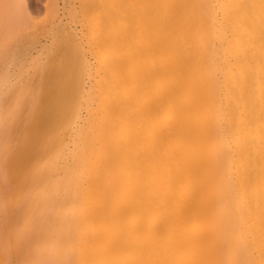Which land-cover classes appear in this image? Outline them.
I'll return each mask as SVG.
<instances>
[{
	"label": "bare ground",
	"instance_id": "obj_1",
	"mask_svg": "<svg viewBox=\"0 0 264 264\" xmlns=\"http://www.w3.org/2000/svg\"><path fill=\"white\" fill-rule=\"evenodd\" d=\"M72 4L0 22V264H264V0Z\"/></svg>",
	"mask_w": 264,
	"mask_h": 264
},
{
	"label": "rangeland",
	"instance_id": "obj_2",
	"mask_svg": "<svg viewBox=\"0 0 264 264\" xmlns=\"http://www.w3.org/2000/svg\"><path fill=\"white\" fill-rule=\"evenodd\" d=\"M69 1L73 3V7L68 12L65 11L64 17L78 25L80 15L75 10L78 6L77 0H0V22L10 20L12 26L13 24L15 26L12 31L22 29L20 39L11 40L6 44L8 50L19 51L23 57V52L43 42L53 32L55 22L51 18V13L54 5L61 6ZM11 61H7L8 67L17 72L20 65L12 64Z\"/></svg>",
	"mask_w": 264,
	"mask_h": 264
}]
</instances>
